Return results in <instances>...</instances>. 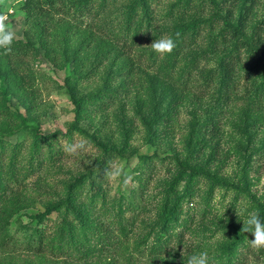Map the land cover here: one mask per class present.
I'll use <instances>...</instances> for the list:
<instances>
[{
	"label": "trees",
	"instance_id": "obj_1",
	"mask_svg": "<svg viewBox=\"0 0 264 264\" xmlns=\"http://www.w3.org/2000/svg\"><path fill=\"white\" fill-rule=\"evenodd\" d=\"M41 1L49 3L48 10H51L56 3H60V7L56 6L54 10L58 11L62 7H67L65 15L69 17L67 19L69 25L75 28L89 27L90 30L97 31L99 36L104 37L101 28L98 27L100 15L107 12L115 0L21 1L25 11L32 9L35 11L31 18L32 28L27 30V37L30 39L35 34L33 30L42 33L48 31L42 23L43 16L48 14V11L44 12L43 5H39ZM126 1H128L126 6L120 7L121 14L124 15V20L120 21L118 28L120 40L111 46L114 52H120L117 55L125 57L126 69L122 74L123 82L111 91L112 103L119 105L121 98L124 97L133 102L137 108L136 112L148 111L151 116L145 126L150 129L149 134L154 138L160 136L156 129L165 133L161 139L164 137L169 139L170 134H174L177 120L173 118L180 117L183 106L192 105L190 113L194 115L187 120L190 129L185 134V138L181 139L184 143L182 151L164 153L158 149L152 154H142L140 165L133 168L132 179L140 181V196L143 197V201L135 207L139 213L128 218L131 221L129 228H139L141 225L142 230L139 237L142 238L141 242H144V245L141 250L143 253H138L139 255L147 253L149 257L157 256V259L163 260L162 264H182L204 245L205 240L202 235L201 240L197 238L193 244L187 243L184 251L180 249V246L185 243V233L188 232L194 237L206 223L202 222V225L200 223L195 227L192 226L195 211L190 205L199 204V199L195 194L202 188L208 191L205 190V187H209L208 180L219 179V171L222 170L224 164L213 163L221 162L226 152L224 126L227 115L224 116L225 111L237 100L238 92L240 98L239 89L245 85V82L252 81L250 76H247L249 79L247 80L240 73L243 66L249 63H243L244 58L250 59L257 54H264V18L256 21L257 8L263 1L203 0L207 10L209 9L208 15H202L199 11L200 7H196L188 12L189 20L177 21L172 26L167 25L173 20V16L177 17V14L174 13L173 5L169 9L166 8L164 0ZM185 4L189 5V0ZM135 9L138 12L133 15L132 12ZM125 11H127L126 15ZM186 13L187 11L184 12ZM89 15H91V20L86 19ZM169 29L170 38L174 40L175 47L170 53L163 55L154 52L151 43L154 39L164 37L165 33L168 34ZM157 31H159L158 34H156ZM90 43L91 41L87 40L85 45ZM32 44L30 41L13 40L8 48L0 47V52H4L6 60V69L0 68V78L6 83V86L2 88L0 98L6 99L8 94L15 90L30 91L31 94H35L34 90H30V87L34 85L33 73L29 70L28 63L22 60V54L25 50L31 49ZM140 61L148 62L149 65L155 63L158 68L151 71L146 68L147 65L144 62ZM213 61L216 63V68H209ZM85 64L86 61L71 66L67 62L66 66L68 72L73 73L77 70L74 67L82 68ZM177 67L178 69L175 70ZM71 73L67 75V80L73 78ZM255 85V91L250 84L247 85L246 94L242 96L244 98H240L243 99L241 107L245 112V117L240 120V123L245 125L246 130L256 128L262 117L261 114H264V76ZM75 86L77 84L70 87L76 97L73 101L75 120L65 134L71 138L78 133L87 138L91 145L88 147L103 153V158L96 154L95 160H91L92 157L81 160L82 164H76L77 166L71 168L77 171L75 175L64 172V178L61 177L59 183L62 186L61 189L65 188L64 195L45 196L42 201L45 209L29 215L31 221H36V225L19 222V231L23 230L27 237L22 235L3 240L5 246L7 244L11 246L6 247L9 249L6 253L17 255L20 252L21 257L23 251L22 253L29 257L17 260L18 264H147L145 260L135 259L126 254L125 243L129 241L130 233H126L127 225L124 228L119 225V222L124 218V211L132 206V201L128 200L126 195L128 187H121L120 196L117 197L122 200L119 202V212L109 222L114 223L116 229L109 226V223L101 224V228L98 223L93 222L91 215L96 210H105L106 196L99 186L96 190L87 189L84 187V182L87 176L97 175L98 167L101 170H107L110 161L105 155L113 151L115 147L109 146V141H105L101 136V129H104L108 118L98 119L99 127H95V130L94 128L88 129L81 124V122H92L87 117V97L76 96L78 89ZM196 87H199V93L194 90ZM205 89H212V91L215 89L217 97L213 103L202 104L205 98L202 93ZM101 95L103 94L91 97L93 117L98 107L97 99ZM252 95L253 100L250 99ZM0 105L5 106L1 101ZM6 111L2 110L0 113L3 115ZM15 114L19 122H10V131L7 135L24 129L30 130L35 136V141L31 145V153L35 158L38 160L40 157L47 158L51 165L58 164L59 161L67 163L63 146L56 142L57 132L39 131V126L29 124L27 115L20 111L8 112L7 116ZM117 115L114 114V119L121 121L123 117ZM20 125L23 126L17 129ZM88 125L91 126V124ZM126 132L125 139L129 137V130L127 129ZM252 140L250 137V141ZM262 140L263 145L260 148L248 153L249 156L243 166L244 170L247 166L254 169L256 160H262L260 166L264 167V138ZM9 143L8 137L0 134V222L2 217L8 216L7 210L9 214L14 211L13 207L18 203L22 184L16 172L18 161L15 159L18 153L8 151L16 149L8 148ZM45 161L40 160V167L47 165ZM89 165L95 167H89ZM213 165H217L216 168ZM45 169H42L40 173L45 174ZM247 174L248 172L244 171L246 180L248 179L245 178ZM42 180H46L44 176L40 178V181ZM121 182L122 185L126 184L122 179ZM151 183L153 185L150 190ZM238 187L240 191L249 195L246 188ZM147 190L150 191L146 196ZM130 192L134 194L137 189L132 187ZM100 200L102 206L96 209L95 205ZM247 203L249 209L258 211L264 217V203L261 200L253 196V199H249ZM147 205L152 206L155 213L147 216L148 210L142 209ZM54 211L60 218L57 224L50 228L37 226L44 219H49ZM199 213L204 218L206 217L204 215L206 212L203 214L199 211ZM189 220L190 224L186 225ZM4 223L7 227L6 219ZM228 226L226 231L228 238L224 245L217 247L214 255L210 257L211 264H244V261L248 260L247 255L252 251L249 241L254 235L250 231H245L243 223L238 221ZM6 233L5 229L3 235ZM10 239H14L13 242H7ZM173 245H177V249L174 250L176 247ZM242 246L245 247L241 249ZM252 254L254 255L253 260L256 261L255 256L263 255L264 248H255ZM9 259L16 260L11 257Z\"/></svg>",
	"mask_w": 264,
	"mask_h": 264
},
{
	"label": "rangeland",
	"instance_id": "obj_2",
	"mask_svg": "<svg viewBox=\"0 0 264 264\" xmlns=\"http://www.w3.org/2000/svg\"><path fill=\"white\" fill-rule=\"evenodd\" d=\"M21 1L25 0H0V15L7 17L5 23L11 27V30L15 33L13 40H24L30 41L33 44L31 49L25 50L22 54V60L28 63L30 66V71L33 73L32 81L34 85L30 87V90H34L35 94H31L30 91H18L15 90L8 94L6 99L0 98V101L5 104V106L0 105V112L2 110H7L6 112H22L29 118V124H35L39 126V131L43 133L57 132L58 137L56 142L63 146L65 153L64 157L67 158L66 162L59 161L58 164L51 165V162L47 158L40 160H46L47 165L40 167V160L32 155L31 145L35 141V136L33 132L26 131H15L12 135H7L9 130L10 122H19L18 116L15 114L13 116L0 113V134L7 136L10 143L8 148H16L10 151H16L18 153L15 160H17L16 172H18V177L22 181L19 190V200L17 205L13 207L14 211L7 210L8 216L2 217L0 222V264H18L17 260L21 258H29L21 252L17 253H6V249L11 247L9 244L5 246L3 240L8 237H20L26 236L23 230L19 231V222L30 223L32 226L36 225V221L30 219L29 215L31 213L41 212L45 209V205L42 202L45 196H62L65 193V188L61 189L60 178L63 177L64 172L69 174H77V171L71 169L76 164H82L83 159L91 158L95 160V155L98 154L100 158H103V153L95 151L88 146L89 141L87 138L75 133L71 138H69L65 133L68 132V128L71 123L75 120L74 111V99L75 95L72 93L70 87L71 85H76L75 88L78 89L79 96L87 97V114L88 120L93 123L81 124L88 129L95 130V127H99L98 119H107L104 129H101V136L105 141H109L113 148V151L107 153L105 156L110 161L108 163L107 170H101L99 167L97 169V175H89L85 179L84 187L87 189H94L99 186V189L104 192L106 196L105 210L100 209L102 206V201H98L95 205L96 210L91 216L93 217V222L98 223L102 228L101 224H108L112 218L119 212V202L122 201L120 198L119 191L122 188L128 187L126 195L127 199L132 201V206L128 207L124 211V218L120 219L119 225H127L126 233L129 234V241L125 243L126 254L133 256L135 259H141L147 261V264H162V259H157L149 257L146 254L139 255L138 253H143V243L142 238L139 234L142 230L134 227L129 228L130 222L128 218L134 216L136 211V205L143 201V197L140 196V181L133 180L134 176L133 168L140 165L142 154H152L156 150L160 149L164 153H174L179 150L182 151L183 142L181 139L185 138V134L190 129L187 120L194 116L190 113L193 108L192 105L183 106L181 110L180 117H175L173 120H177V125H175L174 134H170L168 137H164L165 133L159 131L160 136L154 138L150 136V129H148L145 124L150 118L148 111L146 112H136L137 108L133 102L128 98H121L119 105L113 104L111 101L112 93L114 88L119 86L123 82V72L126 69V60L117 55L119 51L114 52L111 46L120 40L119 26L120 21L123 22L124 15L122 16L121 6H126V0H115L108 8L107 12L102 13L101 19L98 23V27L101 28L104 37L99 36L97 31L90 30L89 27L79 26L80 28H75L69 25L68 16L65 15L67 7H62L60 10H54V8L60 7V3L53 5L51 10H48L49 3L41 1L39 5H43L44 12L48 11V14L43 16L42 23L46 26L48 31L35 33L30 39L27 37L28 28H32V14L35 13L34 9L25 11L22 7ZM166 8L169 9L173 5L174 13L177 17L173 16V20L167 25L172 26L177 21L189 20L190 14L188 13L193 8L200 7L199 11L202 15H208V10L206 4L202 2L203 0H189V5L185 4L188 0H164ZM262 4L257 8V18L256 21H260L264 18V0ZM107 4V3H106ZM204 5V6H203ZM108 6V4H107ZM202 6V7H201ZM184 14V12H186ZM125 11V15H126ZM137 10L135 9L132 14L136 15ZM183 13V14H182ZM182 14V15H180ZM28 15L30 17H28ZM91 15L87 16L86 19L91 20ZM67 21V22H66ZM58 23V25H56ZM85 25V24H83ZM78 30V31H77ZM106 32V33H105ZM170 33H165L164 37L168 38L171 36ZM157 31L156 34H158ZM90 40L89 45H85V42ZM67 54H69L67 56ZM90 54L92 56L90 57ZM117 55V56H116ZM4 52H0V68L6 69V60L4 59ZM82 58V59H80ZM86 64L81 68V64L73 73L68 72L66 66L67 62L71 66H75L78 62ZM144 62V61H140ZM249 62L246 66L244 65L240 73L242 76H247L252 79L249 83H246L244 78L242 81L245 85L239 89L240 98L246 94V87L250 84L254 90L255 84L259 83V80L264 76V54L260 53L251 57L250 59L244 58L243 63ZM146 68L151 71L157 70L158 66L155 63L149 65L148 62H144ZM216 63H210L209 68H216ZM178 67L175 69L177 70ZM73 75V78L67 80L66 77L69 74ZM78 74V75H77ZM6 86L4 80L0 78V97L2 88ZM203 88V87H202ZM201 89V88H200ZM198 93L200 92L199 87H196ZM255 91V90H254ZM103 94L98 97V107L96 109V115L93 117V105L91 103V97ZM205 98L202 100V104L206 105L209 102L213 103L217 97L215 94V89H205L202 93ZM256 94H254L255 96ZM250 96V99L254 98ZM232 106H229L228 110L225 111L227 115L225 121V136L224 144L226 145V152L221 162L213 164H224L222 170L219 171V179L216 181L208 180L209 187H205L207 192L202 190L197 191L195 196L199 199V204L190 205L193 207V212L195 220L194 225H199L202 222V228L197 235H189L188 232L185 233V240L180 247L182 251L186 248L187 243L193 244L198 238L202 239L204 235V245L196 253L200 251H207L209 257L214 255L217 247L220 248L224 245V242L228 238L227 229L228 225L236 224V222L243 223L244 214L241 213L242 208L249 209V204L247 201L253 199L261 200L264 203V167L260 166L262 160H256L254 164V169L247 166L244 170L243 166L246 162L249 152L255 151L263 145L264 138V114H261L260 122L258 126L253 130H246L245 125H241L240 120L245 117V112L242 110L243 99L239 98V92L236 96ZM248 100V98H246ZM123 105V107H122ZM122 108V109H121ZM117 112V113H116ZM91 114V117L89 115ZM114 114H119L123 117L121 121L114 119ZM201 115V114H200ZM118 116V115H117ZM143 116V118H142ZM185 120V121H184ZM172 121V120H171ZM88 124H91L89 126ZM23 126V125H22ZM21 125L18 128L22 127ZM103 128V127H101ZM129 130V137L125 139L127 134L126 130ZM13 130V129H11ZM155 130V131H156ZM182 131V134H181ZM45 135V134H43ZM250 137L253 139L250 141ZM166 138V139H165ZM46 143V142H44ZM72 149V150H70ZM98 152V153H97ZM122 153V155L120 154ZM208 158V157H207ZM64 158H61V160ZM65 160V159H64ZM97 161H95L96 163ZM94 165H89L93 167ZM217 165H213L216 168ZM95 167V166H94ZM46 168V169H45ZM45 169V174H41L40 171ZM244 171L248 174L245 175ZM124 174V175H123ZM246 174V172H245ZM122 175V176H121ZM44 176L45 181H40V178ZM44 179V178H43ZM121 179L126 182L122 185ZM248 181V185H246ZM215 183V187H213ZM153 183H151L149 189L151 190ZM246 188L249 195L245 192L240 191L239 187ZM135 187L137 192L132 194L130 188ZM46 190V191H45ZM93 190V191H94ZM145 192L147 196L149 191ZM44 191V192H43ZM204 197V198H202ZM201 200V202H200ZM226 202L230 204L226 207ZM198 203V201H197ZM13 204V203H12ZM225 209L224 214L222 209ZM103 208V207H102ZM108 209V210H107ZM142 209L148 210V215L154 212L152 206L147 205ZM251 210V209H249ZM201 213L206 217L204 218ZM198 212V213H197ZM142 214V213H141ZM5 219L8 224L5 226ZM60 220L57 213L54 211L49 219H44L43 222L38 223V227H52ZM141 224V222L139 223ZM190 224V220L186 225ZM116 229L114 223H109V226ZM6 227V228H5ZM193 227V228H194ZM6 229V235H3ZM192 228V227H191ZM133 230V231H132ZM196 233V232H195ZM254 239V237H252ZM194 239V240H192ZM14 239H10L7 242H13ZM250 250L253 253L255 248L251 245ZM177 249V245H173ZM21 247V246H19ZM245 247L242 246L241 249ZM248 248V247H247ZM13 249V248H11ZM179 249V248H178ZM173 250V251H174ZM240 250V248H239ZM251 252L248 253V260L244 261V264H264V254H257L255 257L256 261L253 260L254 256ZM13 254V255H12ZM16 259L15 261L13 259ZM259 258V259H258ZM28 260V259H27ZM188 264V260L184 262ZM182 263V264H184ZM209 264L211 262L209 261ZM241 264V263H237Z\"/></svg>",
	"mask_w": 264,
	"mask_h": 264
},
{
	"label": "clouds",
	"instance_id": "obj_3",
	"mask_svg": "<svg viewBox=\"0 0 264 264\" xmlns=\"http://www.w3.org/2000/svg\"><path fill=\"white\" fill-rule=\"evenodd\" d=\"M7 19L6 16L0 15V47L8 48L14 39L15 33L11 30V27L5 23ZM152 49L158 54L170 53L175 47V42L172 38H160L154 39L151 43ZM72 150V149H70ZM226 202V207L229 205ZM222 209L224 214L225 209ZM241 213L244 214L243 228L245 231H250L254 235V239L250 240L251 245L254 248H264V217L260 215L258 211L249 210L247 208H242ZM209 254L207 251H200L194 253L188 259V264H209Z\"/></svg>",
	"mask_w": 264,
	"mask_h": 264
}]
</instances>
